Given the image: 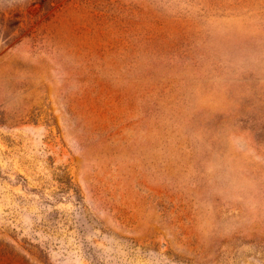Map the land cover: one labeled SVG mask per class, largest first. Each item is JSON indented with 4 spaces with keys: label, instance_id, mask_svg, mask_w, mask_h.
<instances>
[{
    "label": "rangeland",
    "instance_id": "rangeland-1",
    "mask_svg": "<svg viewBox=\"0 0 264 264\" xmlns=\"http://www.w3.org/2000/svg\"><path fill=\"white\" fill-rule=\"evenodd\" d=\"M0 264H264V0H0Z\"/></svg>",
    "mask_w": 264,
    "mask_h": 264
}]
</instances>
